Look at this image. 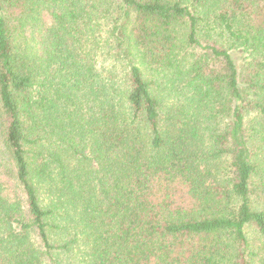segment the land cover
Segmentation results:
<instances>
[{
  "label": "trees",
  "instance_id": "16d2710c",
  "mask_svg": "<svg viewBox=\"0 0 264 264\" xmlns=\"http://www.w3.org/2000/svg\"><path fill=\"white\" fill-rule=\"evenodd\" d=\"M0 264H264V0H0Z\"/></svg>",
  "mask_w": 264,
  "mask_h": 264
}]
</instances>
